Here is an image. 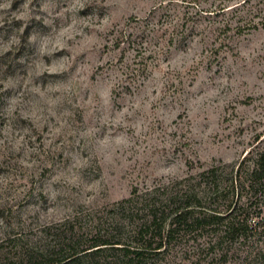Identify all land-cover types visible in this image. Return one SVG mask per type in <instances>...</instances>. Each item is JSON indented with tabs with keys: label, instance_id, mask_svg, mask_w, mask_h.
I'll use <instances>...</instances> for the list:
<instances>
[{
	"label": "rangeland",
	"instance_id": "obj_1",
	"mask_svg": "<svg viewBox=\"0 0 264 264\" xmlns=\"http://www.w3.org/2000/svg\"><path fill=\"white\" fill-rule=\"evenodd\" d=\"M195 1L0 0V264L120 263L82 250L129 240L134 186L236 163L264 131V28L213 31ZM192 244L155 264H240Z\"/></svg>",
	"mask_w": 264,
	"mask_h": 264
},
{
	"label": "trees",
	"instance_id": "obj_2",
	"mask_svg": "<svg viewBox=\"0 0 264 264\" xmlns=\"http://www.w3.org/2000/svg\"><path fill=\"white\" fill-rule=\"evenodd\" d=\"M182 2L188 8L196 6L195 0ZM190 12L184 15L187 20L200 12L214 17L213 31L242 34L264 28V0H212L209 10ZM122 42L123 37L118 38L117 46ZM133 42L137 49H146L140 41ZM139 72L141 69H135L130 74L138 76ZM125 202L127 211L122 212L124 220L130 222L129 240L97 236L82 250L84 254L109 246L122 251L117 257L122 258L121 264H155V258L172 241L185 239L193 243L190 252L195 261L205 249H211L225 261L233 250L240 264H264V131L256 133L238 162L221 161L196 174L144 190L134 186ZM205 235L209 241L203 244L199 240ZM37 256L47 261L52 252ZM10 264L28 262L23 259Z\"/></svg>",
	"mask_w": 264,
	"mask_h": 264
}]
</instances>
